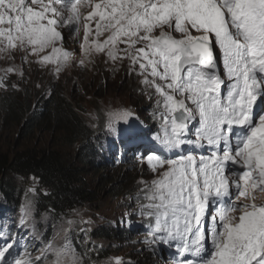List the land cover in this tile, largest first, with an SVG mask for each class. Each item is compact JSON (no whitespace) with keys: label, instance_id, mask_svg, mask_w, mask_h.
I'll return each mask as SVG.
<instances>
[{"label":"snow or ice","instance_id":"1","mask_svg":"<svg viewBox=\"0 0 264 264\" xmlns=\"http://www.w3.org/2000/svg\"><path fill=\"white\" fill-rule=\"evenodd\" d=\"M97 58L114 72L126 62L159 124L149 137L122 104L89 114L153 174L126 196L119 226L139 217L140 243L170 250L168 264H264V0H0V59L12 61L0 88L18 90L26 64L58 77ZM35 212L26 199L15 231L0 222V264H100L90 218H62L49 238Z\"/></svg>","mask_w":264,"mask_h":264},{"label":"trees","instance_id":"2","mask_svg":"<svg viewBox=\"0 0 264 264\" xmlns=\"http://www.w3.org/2000/svg\"><path fill=\"white\" fill-rule=\"evenodd\" d=\"M51 87L50 94L42 96V93L35 105L30 104L27 90L0 92V115L7 128L15 126L28 136L37 132L60 135L64 145L74 150L73 156L44 148L0 151V213L8 211L13 223V217L20 209L24 180H36L38 188L32 194L35 208L49 218L50 224L74 210L96 208L95 205L105 198L118 200L136 191L135 187L129 191L132 184L129 185L125 178L104 175L107 167L113 168L112 153L116 151V143L101 131L92 133L85 115L63 89L54 83ZM156 121L157 118H153V123ZM157 130L158 126L151 136ZM120 162L119 169L133 166L128 159L121 158ZM138 229L145 231L140 223L132 224L131 228L113 226L112 223L95 225L89 235L103 248L98 254L93 252L90 255L100 264L119 257L117 245L123 247L124 244L137 243L139 239L135 240L134 231ZM77 235L76 242L79 244L83 235ZM143 235L145 237V232ZM80 247L85 246L80 244ZM157 253L151 252L145 261L140 260L138 264L156 263Z\"/></svg>","mask_w":264,"mask_h":264},{"label":"rangeland","instance_id":"3","mask_svg":"<svg viewBox=\"0 0 264 264\" xmlns=\"http://www.w3.org/2000/svg\"><path fill=\"white\" fill-rule=\"evenodd\" d=\"M69 50H73L72 46H69ZM21 63L19 57L15 61V65L19 66ZM12 64V61H6L0 59V76L4 75L2 69L9 67ZM48 67H41L36 64L24 65L25 80L23 83H19L18 77L14 74H9L8 81L12 83H19V89L15 91H26L28 98H30V104L35 105L38 97L43 93L42 96H47L50 94L52 83L57 87L63 89L64 93L74 102V105L82 111L81 113L85 115L89 125L94 122L90 119L89 114H95L99 112V109L109 106V105H124L125 107L132 108L136 115L139 116L140 120L143 121L145 131L148 134H151L158 124V117L156 123H153V107L154 101L149 100L146 95H144L140 89L142 85L140 84L139 78L135 75H126V62L124 67H120L118 71H112L111 67H106L102 61V58H97L95 65L87 64L84 68L79 66H71L65 68L59 76H55L54 73L49 71ZM9 88L8 90H10ZM7 91L3 88H0V92ZM41 97V96H40ZM91 128V127H90ZM92 129V128H91ZM151 131H148V130ZM97 130L92 129V133H97ZM26 148H44V149H53L59 151L63 154L70 156L74 155V150H70L64 145L60 135L50 134V133H39L37 132L34 135L28 136L24 132H20V128L12 127L9 125L8 128L6 124L2 121V115H0V151H18ZM134 148H129V154H131V159L129 161L133 162V166L126 165L123 169H119L121 164L119 163V153L112 157H115L113 160L112 167H107L108 170L104 172V175L109 177H123L132 184V187L129 191L136 189V181L143 177L144 180H151L153 174L150 173L147 169V165L137 164L133 158ZM100 169V168H98ZM121 174H124L123 176ZM100 177V176H99ZM134 185V186H133ZM24 187L22 189L20 207L22 202L26 199L33 200L32 194L34 192L28 191L30 188L37 189V182L34 179L24 180ZM129 202L126 197L120 198L118 200H112L111 198H105L104 201L97 203L93 207L80 208L74 210L73 212L63 215L61 218L56 221L54 224H50L49 218L35 212V218L37 221V227L41 233H47L48 237L51 238L53 235L52 226H59L61 219H74L79 220L80 216H77L76 213H80L83 216L85 221L89 218L94 222L91 225V228L95 225L107 224L116 222L119 226L122 215L125 211L130 210L128 208ZM7 212L0 213V222L7 223L12 231H15V226L13 227V222L11 221L10 215ZM20 214V209L18 214H15V221L18 220ZM131 224L139 223L140 218L137 216H132L130 218ZM142 226V225H141ZM79 227H87L85 224H81ZM135 237L139 239L137 243L124 244L123 247L117 245L119 248L118 253L119 257L124 258L125 260L131 259L134 264H138L140 260H144L152 251L145 248V245L140 243L142 238H144L143 233L145 232L142 229L134 231ZM79 228L76 229L74 236L77 238ZM83 235V234H82ZM32 244L36 248H42L43 243L41 240L32 241ZM144 248V251L140 249ZM138 249V250H137ZM156 255V263L154 264H168L170 259V250H165L163 253L158 251Z\"/></svg>","mask_w":264,"mask_h":264},{"label":"clouds","instance_id":"4","mask_svg":"<svg viewBox=\"0 0 264 264\" xmlns=\"http://www.w3.org/2000/svg\"><path fill=\"white\" fill-rule=\"evenodd\" d=\"M111 141V140H110Z\"/></svg>","mask_w":264,"mask_h":264}]
</instances>
